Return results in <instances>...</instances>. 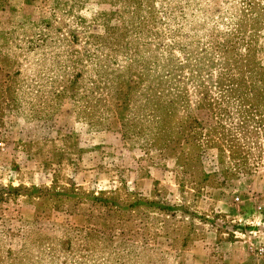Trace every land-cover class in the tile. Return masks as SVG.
I'll use <instances>...</instances> for the list:
<instances>
[{"label": "rangeland", "instance_id": "rangeland-1", "mask_svg": "<svg viewBox=\"0 0 264 264\" xmlns=\"http://www.w3.org/2000/svg\"><path fill=\"white\" fill-rule=\"evenodd\" d=\"M257 246L264 0H0V264Z\"/></svg>", "mask_w": 264, "mask_h": 264}, {"label": "built area", "instance_id": "built-area-1", "mask_svg": "<svg viewBox=\"0 0 264 264\" xmlns=\"http://www.w3.org/2000/svg\"><path fill=\"white\" fill-rule=\"evenodd\" d=\"M234 200L238 201L239 197L238 196L234 197ZM255 252H256L257 255H260L261 257H264V247L263 246L255 247Z\"/></svg>", "mask_w": 264, "mask_h": 264}]
</instances>
